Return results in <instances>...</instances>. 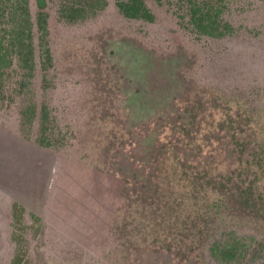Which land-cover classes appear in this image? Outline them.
Masks as SVG:
<instances>
[{
    "label": "rangeland",
    "instance_id": "374dc122",
    "mask_svg": "<svg viewBox=\"0 0 264 264\" xmlns=\"http://www.w3.org/2000/svg\"><path fill=\"white\" fill-rule=\"evenodd\" d=\"M219 1L223 36L181 0H145L154 20L46 0L45 68L29 0L36 68L15 58L0 88V264H222L210 247L228 232L238 264L264 263V0ZM72 3L83 17L61 14Z\"/></svg>",
    "mask_w": 264,
    "mask_h": 264
},
{
    "label": "trees",
    "instance_id": "16d2710c",
    "mask_svg": "<svg viewBox=\"0 0 264 264\" xmlns=\"http://www.w3.org/2000/svg\"><path fill=\"white\" fill-rule=\"evenodd\" d=\"M38 10L36 14V24L40 33V55L42 65L48 68L53 64L52 52L48 44L47 36L49 35L48 25V11L45 10L47 6L46 0H36ZM186 5L187 13L189 14L190 22L195 28L202 32L213 36H223L233 30V28L222 19V3L219 0H181ZM119 9L129 17L144 18L147 20H154V14L145 2V0H116ZM61 14L69 20H76L83 17L87 10L84 6H78L72 3L71 5L64 6ZM34 20L30 9L29 0H0V88L4 85V80L10 76V69L14 64L15 58L18 63L27 70L28 74L33 75L36 68L35 60V44H34ZM202 102L193 104L189 110L192 112L193 122L200 123L198 115L201 110ZM26 123L31 122L35 114V106L29 105L26 109ZM43 119L46 122L49 119L48 107L43 105ZM190 111H188L190 113ZM231 118V117H230ZM233 120V119H231ZM226 122V121H225ZM227 125V122H226ZM240 127H235L233 137L236 138ZM233 129V125H229ZM41 143L50 145L52 142L41 140ZM238 150L243 152L247 149L248 144L244 141L236 143ZM260 145V144H259ZM165 144L154 147L152 152L160 150L164 152ZM252 150L251 154L260 158L259 152ZM261 151H264L261 150ZM264 156V155H263ZM241 170V168H240ZM206 170L198 169L197 173H203ZM243 173V172H240ZM207 175V173H206ZM230 180V177H229ZM228 180V182H229ZM253 181L249 184L251 188ZM227 186V184H225ZM224 185V186H225ZM248 190L241 192L248 193ZM249 200V197H247ZM252 205L259 204L258 200H251ZM15 206H21L15 202ZM249 246V245H248ZM247 244L232 232H228L223 238L214 239L211 244V253L222 264H237L240 262L242 256H245ZM250 264H264V263H250Z\"/></svg>",
    "mask_w": 264,
    "mask_h": 264
},
{
    "label": "crops",
    "instance_id": "0c3cea01",
    "mask_svg": "<svg viewBox=\"0 0 264 264\" xmlns=\"http://www.w3.org/2000/svg\"><path fill=\"white\" fill-rule=\"evenodd\" d=\"M16 145L20 146V149L23 150L22 154H20L19 156H16V157H27V153L30 155V154L36 152L35 149H33L32 147H30L28 145H25V144L22 145L21 143H16ZM7 156L8 155H6V153L3 152V157H7Z\"/></svg>",
    "mask_w": 264,
    "mask_h": 264
}]
</instances>
